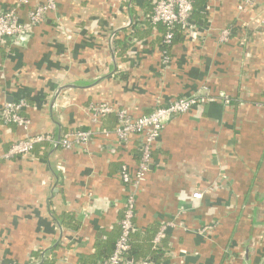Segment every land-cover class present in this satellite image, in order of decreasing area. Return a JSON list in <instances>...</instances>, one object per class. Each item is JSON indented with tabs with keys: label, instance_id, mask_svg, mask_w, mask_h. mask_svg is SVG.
<instances>
[{
	"label": "crops",
	"instance_id": "0c3cea01",
	"mask_svg": "<svg viewBox=\"0 0 264 264\" xmlns=\"http://www.w3.org/2000/svg\"><path fill=\"white\" fill-rule=\"evenodd\" d=\"M142 1L58 0V12L17 46L0 43V110L24 100L31 121L29 132L0 122V262L81 264L100 235L108 242L119 228L129 193L119 172L123 164L135 171L137 138L119 144L96 134L87 148L57 145L69 131L97 130L92 104L139 117L209 86L235 103L167 124L137 196L134 232L154 237L179 216L186 230L169 228L158 248L152 240L160 264H264V0L243 11L242 0H208L200 38L173 46L167 69L156 28L145 41H126L146 28ZM41 3L0 0V14L17 8L28 23ZM234 22L236 33L220 45L219 32ZM37 134L53 139L38 145L37 157L5 158L12 144ZM66 216L79 222L76 232L62 223ZM207 225L215 228L198 234Z\"/></svg>",
	"mask_w": 264,
	"mask_h": 264
},
{
	"label": "built area",
	"instance_id": "2783aa9c",
	"mask_svg": "<svg viewBox=\"0 0 264 264\" xmlns=\"http://www.w3.org/2000/svg\"><path fill=\"white\" fill-rule=\"evenodd\" d=\"M254 1L242 0L238 5V10L243 11ZM30 3L31 0H18V7L29 6ZM17 10V8H12L0 14V42H9L12 47L17 46L26 32L41 24L48 14L58 12V0H42L41 4L29 12L28 23L20 22ZM192 12L193 0H160L157 2L150 19L154 24L160 23L166 27L164 44L171 45L177 27L183 30L185 38L188 40L200 38L199 28L191 21ZM233 32L232 25L223 28L218 34V43L220 45L229 43ZM170 56L165 51L162 52V65L165 69L171 63ZM231 101L230 95L224 92L212 93L210 88L203 86L195 92L176 98L167 105L158 101L150 113L139 117H133L127 109H117L107 103L92 104L90 106V121L98 126L97 130H72L67 132L58 142L57 145H60L64 150H72L74 148H87L96 134L102 136L107 142L114 141L119 144H127L132 137H136L138 140L139 160L135 171L131 172L129 166L123 164L119 172L120 180L129 188L123 215L119 222V238L111 256L97 264H154L149 257L137 259L133 256L131 246L132 234L135 229L137 196L150 172L154 146L173 118L186 114L192 109L203 108L208 105H230ZM25 107L24 100L6 103L0 110V122L5 126L14 125L24 132H29L31 121L23 115ZM111 114L117 117V126L113 129L100 128L103 118ZM44 142L53 143V139L47 134L27 136V138L12 144L5 158H32L36 147ZM192 197L194 200L201 201L204 194L201 191H195ZM169 228L186 230L184 223L177 216L175 220L168 222L156 233L153 240L155 248L160 246ZM213 228H215L214 225H207L201 228L198 234L208 235ZM0 264L19 263L0 262Z\"/></svg>",
	"mask_w": 264,
	"mask_h": 264
},
{
	"label": "trees",
	"instance_id": "16d2710c",
	"mask_svg": "<svg viewBox=\"0 0 264 264\" xmlns=\"http://www.w3.org/2000/svg\"><path fill=\"white\" fill-rule=\"evenodd\" d=\"M158 1H160V0H143L142 1V3H143L142 9H143L144 14H145L143 24H145L146 28H145V30H140V31L134 33L133 35L125 37V38H126L127 42H128L129 37L132 39H135L137 37L138 40L145 41L148 37L151 36L152 31L156 28L159 36H156V38L153 40V42L157 43L160 46V48H162V52L165 51L166 53H168V55H171V51H172L173 46L182 42L186 38H185V34H184L183 30L180 29V27H177V29L175 30V33H174V38H173L172 44L171 45L164 44V38H165V35L167 32L166 27H164L160 23L154 24L150 19V17L153 14V10H154ZM207 2H208V0H193V12H192V16H191V21L198 28H200L201 25H203L206 22L205 6H206ZM232 26H233L234 31L236 33V31H237L236 23L234 22L232 24ZM1 44L8 45L9 42H5V43H1ZM115 48L118 49L119 57H121L122 60H124V59L126 60V56L121 55V52L119 50V48H122L121 42L119 40H115ZM0 49H1V47H0ZM234 103L235 102L232 100L230 102V105H233ZM117 124H118L117 117L111 114V115H108V116L103 118L102 125L100 128L113 129L117 126ZM64 136H65V134L63 135V137ZM49 144H50L49 142H44L43 144H41V146L43 148H47V147H49ZM38 149L39 148L37 146L33 152V154L36 157L38 156V151H39ZM45 154L47 155L46 152H45ZM152 155H153V153H152ZM62 223L64 224V226L71 228L75 232L80 227V224L76 220V218L71 217V216L70 217L66 216V217L62 218ZM119 234H120V227L116 230L115 234H113L112 236L108 235V237H109L108 242L103 241L102 236L100 235L99 240H98L99 242L97 243L96 253L94 255L90 256V259H83L81 264H86V260L91 262V264H97L100 261L109 258L114 251L116 242L119 238ZM152 237L153 236L149 232H145V234H143V235L142 234L138 235L136 233V231L133 232L132 240H131L132 255L135 256L137 259L147 258V256H154V258H152L153 263L154 264H160L159 261H160L161 255L159 254L158 251L152 249L151 244H152V240H154L153 238L155 236L153 238ZM100 238H101V240H100ZM35 255H37V254H35ZM99 259H100V261H99ZM44 264H52V263L45 262Z\"/></svg>",
	"mask_w": 264,
	"mask_h": 264
},
{
	"label": "rangeland",
	"instance_id": "374dc122",
	"mask_svg": "<svg viewBox=\"0 0 264 264\" xmlns=\"http://www.w3.org/2000/svg\"><path fill=\"white\" fill-rule=\"evenodd\" d=\"M170 60H171V62H172V57L170 56ZM171 64V63H170ZM170 64H169V66H170ZM208 88H210L209 86H207ZM210 91L212 92V93H216L212 88H210ZM232 98V97H231Z\"/></svg>",
	"mask_w": 264,
	"mask_h": 264
},
{
	"label": "water",
	"instance_id": "95a60500",
	"mask_svg": "<svg viewBox=\"0 0 264 264\" xmlns=\"http://www.w3.org/2000/svg\"><path fill=\"white\" fill-rule=\"evenodd\" d=\"M59 140H61V138H60ZM59 142H60V141H59Z\"/></svg>",
	"mask_w": 264,
	"mask_h": 264
}]
</instances>
